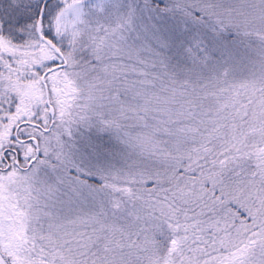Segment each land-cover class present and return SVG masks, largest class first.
<instances>
[{
    "label": "snow or ice",
    "instance_id": "6c2138e0",
    "mask_svg": "<svg viewBox=\"0 0 264 264\" xmlns=\"http://www.w3.org/2000/svg\"><path fill=\"white\" fill-rule=\"evenodd\" d=\"M0 264H264V0H0Z\"/></svg>",
    "mask_w": 264,
    "mask_h": 264
}]
</instances>
